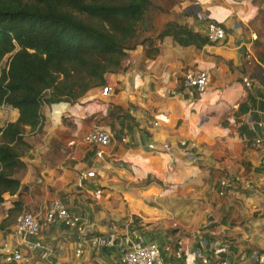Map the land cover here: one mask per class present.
Instances as JSON below:
<instances>
[{
    "label": "crops",
    "instance_id": "1",
    "mask_svg": "<svg viewBox=\"0 0 264 264\" xmlns=\"http://www.w3.org/2000/svg\"><path fill=\"white\" fill-rule=\"evenodd\" d=\"M159 7L141 40L169 21L206 36L200 16L221 24L226 38L201 49L166 38L157 54L139 45L107 76L110 97L96 88L73 106L44 107L43 129L28 133L32 147L17 173L23 194L5 196L0 224L18 201L41 218L60 200L84 230L45 228L27 237L41 245L30 251L13 224L0 232V250L8 241L43 264H122L132 236L156 243L163 264H201L198 238L227 247L237 264H256L254 250L264 252V148L254 146L264 138V0H179L169 13ZM199 71L209 73L208 89L184 92L183 75ZM17 115L0 110V127ZM97 127L112 136L102 158L84 140ZM87 172L96 177L81 180ZM98 236L111 244L93 248Z\"/></svg>",
    "mask_w": 264,
    "mask_h": 264
},
{
    "label": "trees",
    "instance_id": "2",
    "mask_svg": "<svg viewBox=\"0 0 264 264\" xmlns=\"http://www.w3.org/2000/svg\"><path fill=\"white\" fill-rule=\"evenodd\" d=\"M161 1L162 13L179 3ZM153 7V0H0V109L18 114L0 127V205L7 194H23L17 173L32 147L28 133L43 129L44 103L73 106L106 87L107 76L117 73L139 45L157 54L155 47L166 38L184 48L212 44L177 21L141 40L140 28ZM22 209L18 201L8 210L0 232Z\"/></svg>",
    "mask_w": 264,
    "mask_h": 264
},
{
    "label": "built area",
    "instance_id": "3",
    "mask_svg": "<svg viewBox=\"0 0 264 264\" xmlns=\"http://www.w3.org/2000/svg\"><path fill=\"white\" fill-rule=\"evenodd\" d=\"M199 20L202 23H206V36L210 42L216 43L226 38V30L221 24L210 21L206 16H200ZM239 24H235L237 28ZM209 73L207 71L199 72H186L183 75L181 88L184 92L191 94H200L205 92L209 87ZM249 85V84H248ZM113 89L111 87H102L99 90V95L104 98H108L112 95ZM183 92V93H184ZM48 105L44 103V107ZM6 114L10 113L13 109L2 106L0 109ZM85 142L91 145L98 146L99 149L96 153L98 158L104 156V150L110 147L112 143L111 134L100 127L94 128L89 131L85 138ZM182 147L186 149L188 144L186 142L181 143ZM194 146V144H192ZM255 148H264V138L257 139L254 144ZM151 150L155 149L154 145H149ZM94 172L82 173L80 178L85 181L89 178H95ZM228 186L227 180L221 182V188L226 189ZM98 191V194H101ZM225 191H221L224 194ZM57 226H64L70 231L76 232V234L83 233V225L79 217L72 214L60 200L53 201L48 206L41 218L35 217L26 210H23L18 217L13 228V233L17 238H24V245L30 251H36L41 248L39 243L31 244L28 238H36L41 235L45 228H52ZM127 246L124 247L123 254L121 256L122 264H163L161 258V250L156 243L147 242L143 238H133L130 236ZM199 248L196 250V257L201 264H210L211 256L215 259L216 264H237L236 259L229 254L227 247L223 246L217 241H201L198 238ZM111 241L108 237L98 236L93 238L91 245L93 248H103L109 246ZM211 253V256H210ZM84 254V247L77 242L76 256L81 257ZM253 258L256 264H264V252L254 250ZM0 260L5 264H20L26 260L23 251L14 247L10 242H5L0 250Z\"/></svg>",
    "mask_w": 264,
    "mask_h": 264
},
{
    "label": "rangeland",
    "instance_id": "4",
    "mask_svg": "<svg viewBox=\"0 0 264 264\" xmlns=\"http://www.w3.org/2000/svg\"><path fill=\"white\" fill-rule=\"evenodd\" d=\"M154 1V6H159V4L162 2L161 0H153ZM157 13H159L158 10H155L154 8H151L150 11V17H154ZM7 60L5 61L4 65H6ZM5 67V66H4ZM0 125H1V121H0ZM19 213L15 214L11 219H10V223L13 222V224H15L16 222V218L18 217ZM38 255L36 254H32V256L29 259H26L25 261H23L20 264H43V260L40 257H37Z\"/></svg>",
    "mask_w": 264,
    "mask_h": 264
}]
</instances>
